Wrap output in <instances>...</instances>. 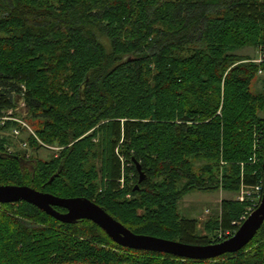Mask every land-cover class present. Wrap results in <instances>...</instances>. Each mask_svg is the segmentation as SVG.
I'll return each mask as SVG.
<instances>
[{"label": "trees", "instance_id": "16d2710c", "mask_svg": "<svg viewBox=\"0 0 264 264\" xmlns=\"http://www.w3.org/2000/svg\"><path fill=\"white\" fill-rule=\"evenodd\" d=\"M0 32V117L40 120L30 147L60 148L27 159L1 138L0 185L87 198L135 234L188 245L231 238L257 208L264 94L251 86L264 72V0H0ZM245 46L263 61L235 54ZM220 190L244 200H223L202 234L179 203ZM0 264H264V225L240 252L196 261L1 204Z\"/></svg>", "mask_w": 264, "mask_h": 264}, {"label": "water", "instance_id": "95a60500", "mask_svg": "<svg viewBox=\"0 0 264 264\" xmlns=\"http://www.w3.org/2000/svg\"><path fill=\"white\" fill-rule=\"evenodd\" d=\"M84 86H82V89ZM17 104H23L18 96ZM28 115V109L24 110ZM139 173V183L147 180L142 165L135 161ZM263 193L259 205L251 212L231 238L211 245H188L154 236L135 234L95 202L82 197L61 198L28 186L0 185V204L26 202L34 205L47 215L64 224H77L79 221H90L102 229L116 244L131 250L169 254L181 259L209 261L227 254L238 253L249 245L264 225V157L262 164ZM53 178L51 179V181ZM138 189V185L136 186ZM56 208L64 209V212Z\"/></svg>", "mask_w": 264, "mask_h": 264}, {"label": "rangeland", "instance_id": "374dc122", "mask_svg": "<svg viewBox=\"0 0 264 264\" xmlns=\"http://www.w3.org/2000/svg\"><path fill=\"white\" fill-rule=\"evenodd\" d=\"M1 35L3 34L0 32V36ZM100 39L109 48L107 39L103 37H100ZM235 54L240 57L251 58L257 63L263 61V52L261 48L245 46L235 52ZM251 91L254 94H264V72H260L258 74L257 78L252 83ZM23 108L24 106L20 107V109ZM24 122L30 126L31 130L35 131V129L38 128V123L40 122V120L28 117L24 119ZM30 134L31 132L29 129H24L21 133V136L19 137H15L12 130L0 131V139L3 137L9 139V145L7 146V149L10 153L19 151L23 155H29L30 157H35L43 161L50 160L59 153L58 151L60 150V148L57 144L48 146L49 148L47 149L43 148L40 150H35L31 148L28 140ZM23 144H27V146L24 147ZM201 165L202 164L197 163L196 167H200ZM244 195L245 193L243 190L239 193H230L224 190L212 192L194 191L187 195L179 203L178 210L182 218L196 219L199 223L200 233L205 234L207 223L211 219L219 216L222 201L225 199L242 201L241 198L244 197ZM260 200L261 199H256L255 201L257 202Z\"/></svg>", "mask_w": 264, "mask_h": 264}, {"label": "built area", "instance_id": "2783aa9c", "mask_svg": "<svg viewBox=\"0 0 264 264\" xmlns=\"http://www.w3.org/2000/svg\"><path fill=\"white\" fill-rule=\"evenodd\" d=\"M21 106L23 107V106H25V105L22 104V105L19 106V108H20ZM7 121H15V122L19 123L20 126H21L23 129H29L30 132H31V134L34 135V136L36 137L34 131L30 129V126H29L27 123H25L24 120H23L22 118H17V117H14V116H13V111H12V110L8 111L6 114H4L3 116L0 117V125H1V126H4V125L6 124ZM12 132H13V135H14L15 137H19V136H21L22 130H21L20 128H18V127H15V128L12 130ZM23 146L26 147L27 144H23ZM48 148H49V147H48ZM26 158L29 159L30 156L27 155ZM257 161H258V159L256 158V156H254V157L252 158V162H253V163H256ZM243 191H244V190H243ZM261 191H262V193H263V188H262L261 186H259V187L256 188V192H257V193H260ZM244 193H245V191H244ZM241 200L243 201V200H244V197H242ZM0 205H1V204H0Z\"/></svg>", "mask_w": 264, "mask_h": 264}]
</instances>
